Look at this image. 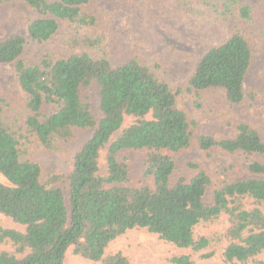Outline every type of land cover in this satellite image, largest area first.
<instances>
[{
    "label": "trees",
    "instance_id": "1",
    "mask_svg": "<svg viewBox=\"0 0 264 264\" xmlns=\"http://www.w3.org/2000/svg\"><path fill=\"white\" fill-rule=\"evenodd\" d=\"M11 0H0V3ZM37 14L28 26V36L14 33L0 39V63L14 64L17 79L28 95L29 129L47 149L58 142H73L77 130L90 136L74 155L68 173L51 174L41 180L39 162L26 156L18 132L4 119L0 108V214L25 226L24 231L0 225V244L11 242L14 250L0 251V264H65L68 254L101 264H135L118 251L106 254L109 245L129 230L146 229L172 243L182 252L170 261L197 264L195 254L209 258L216 246L224 245V260L231 264H264V137L250 123L240 121L237 133L216 138L197 137L202 150H221L247 157L246 171L252 175L224 180L205 202L212 178L196 162L184 168L162 150L178 152L192 142L191 122L177 98L185 91L221 89L232 106L251 103L256 93L245 87L254 63V45L245 27L210 47L199 58L188 87L171 86L157 75V63L137 58L115 64L103 53L70 56L47 52L38 61L23 58L29 40L44 43L53 39L61 21L80 26L98 25L89 10L91 0H21ZM222 16L234 12L243 24L253 20V7L240 0H202ZM102 36L83 34L67 41L69 49L99 50ZM98 88V113L90 97ZM44 105L57 109L43 114ZM147 148V176L155 189L133 187L130 163L121 157L129 149ZM232 167V166H231ZM199 169L187 180L181 172L174 185L175 171ZM230 169V168H225ZM255 175V176H254ZM226 218L222 220V217ZM209 233H198L200 224L223 223Z\"/></svg>",
    "mask_w": 264,
    "mask_h": 264
},
{
    "label": "rangeland",
    "instance_id": "2",
    "mask_svg": "<svg viewBox=\"0 0 264 264\" xmlns=\"http://www.w3.org/2000/svg\"><path fill=\"white\" fill-rule=\"evenodd\" d=\"M253 7V20L243 24L237 12L222 16L202 0H91L89 10L98 19L94 27L80 26L69 21H61L57 35L44 43L29 40L23 58L38 61L47 52L70 56L87 52L93 57L103 53L110 56L115 64L137 58L143 63H157V75L171 86L188 87V79L194 73L199 58L210 47L218 45L230 36L237 27H245L253 38L255 59L246 78L245 87L256 93L255 99L245 106H232L221 89H207L198 92L185 91L177 98L178 106L185 110L192 128V142L188 148L178 152L162 150L175 161L177 167L184 168L188 162H196L213 180L208 188L205 202L212 204L215 189L224 180L250 177L246 171L247 157L241 153L231 154L214 147L202 150L197 137L202 134L216 138L230 137L237 133L235 125L240 121L250 123L264 137V0H240ZM37 18L34 10L24 1L11 0L0 3V39L14 33L28 36V26ZM90 34L102 36L104 43L99 50L69 49L67 41L74 36ZM92 106L98 113V88L90 94ZM0 108L5 121L18 132L22 150L26 156L40 163L41 180L47 181L51 174L68 173L73 167L74 155L79 146L90 136V130H77L73 142H58L57 148L50 150L41 145L38 137L27 125L31 115L28 109V95L17 79L14 64L0 63ZM57 109L55 105H44L43 114ZM149 149H129L121 152L130 163V182L133 187L148 186L155 189L153 176L145 174ZM252 159L264 161L260 155ZM232 166V167H231ZM230 168V169H225ZM183 172L187 180L194 177L199 169L186 168L175 171L170 178L174 185ZM255 176V175H254ZM0 181L6 178L0 174ZM226 217L223 216V221ZM0 225L20 231L25 226L15 223L10 217L0 214ZM223 223L198 226V233L219 230ZM216 253L205 258L202 254L214 248L195 254L197 264H231L224 260V245H215ZM11 242L0 244V251H13ZM122 252L135 264H174L170 259L182 252L172 243L160 239L146 229L135 228L113 241L106 254ZM264 260V252L258 256ZM65 264H101L76 255L68 254Z\"/></svg>",
    "mask_w": 264,
    "mask_h": 264
}]
</instances>
